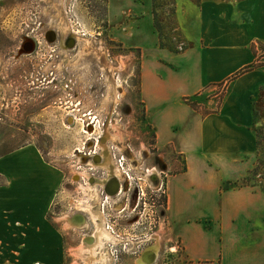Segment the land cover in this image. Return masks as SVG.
Wrapping results in <instances>:
<instances>
[{
    "label": "rangeland",
    "instance_id": "rangeland-1",
    "mask_svg": "<svg viewBox=\"0 0 264 264\" xmlns=\"http://www.w3.org/2000/svg\"><path fill=\"white\" fill-rule=\"evenodd\" d=\"M137 2L0 0V162L28 146L35 159L58 167L63 175L48 212L50 226L59 232L60 258L55 263L36 259L34 264L87 262L92 243L109 237L99 235L96 219L104 230L108 224L114 227L122 264H142L140 259L152 249L157 260L150 264L185 262L181 243L164 215L167 180L184 169L185 157L172 145L158 147L156 129L140 96L142 48L137 45V28L128 27L138 18L128 12ZM177 19L185 37L178 15ZM50 30L57 33L53 41L47 37ZM71 37L74 47L67 45ZM27 41L33 42L32 50H25ZM258 51L264 65L263 44L256 45ZM231 91V86L215 84L189 98L205 112L219 108ZM250 99L257 149L250 170L233 184L264 193V84ZM90 123L93 132L86 131ZM100 145V159L94 160ZM114 147L127 149L135 166L128 182L123 180V191L108 200L102 194L106 183L96 182L116 176L100 166L107 154L118 174ZM149 168L152 187L145 175ZM89 172L100 178L90 180ZM77 214L85 217L83 223H71ZM17 224L26 232L19 234L16 251L0 252V264H25L27 243L22 238L32 225L24 218Z\"/></svg>",
    "mask_w": 264,
    "mask_h": 264
},
{
    "label": "crops",
    "instance_id": "crops-1",
    "mask_svg": "<svg viewBox=\"0 0 264 264\" xmlns=\"http://www.w3.org/2000/svg\"><path fill=\"white\" fill-rule=\"evenodd\" d=\"M175 1L189 43L180 53L158 45L153 0L128 10L138 15L128 27L137 28L142 48L140 96L157 145H172L185 157L184 169L167 180L165 218L184 264H264V193L233 184L250 170L257 149L250 96L264 84L256 52L264 45V0ZM215 84L232 91L211 113L186 101ZM27 147L0 162V252L18 249L26 231L17 223L24 218L32 225L22 238L25 264L55 263L60 238L48 212L63 175Z\"/></svg>",
    "mask_w": 264,
    "mask_h": 264
},
{
    "label": "trees",
    "instance_id": "trees-1",
    "mask_svg": "<svg viewBox=\"0 0 264 264\" xmlns=\"http://www.w3.org/2000/svg\"><path fill=\"white\" fill-rule=\"evenodd\" d=\"M193 1H195L197 4L201 3V0ZM153 15L155 28L159 35V46L161 48L169 49L170 51L175 53H180L189 48V44L183 36L182 30L180 29L178 24L177 3L175 0H153ZM254 67L255 65L252 64L246 67L242 72ZM198 95L199 94H197L196 96ZM186 101L197 109L196 102L191 103L189 97L186 98ZM211 112L212 111H205L203 112V114L207 115ZM248 178L249 177L246 176L244 180H247ZM228 186L229 185H225V188H227ZM262 187V190L264 191V186ZM165 202L166 204L168 203V198Z\"/></svg>",
    "mask_w": 264,
    "mask_h": 264
},
{
    "label": "bare ground",
    "instance_id": "bare-ground-1",
    "mask_svg": "<svg viewBox=\"0 0 264 264\" xmlns=\"http://www.w3.org/2000/svg\"><path fill=\"white\" fill-rule=\"evenodd\" d=\"M32 42V41H31ZM89 130H93L92 127L89 128ZM104 147V146H103ZM107 153V152H106ZM97 165L99 164L96 163ZM100 166H105L108 170L110 174H115L116 176H110L109 178H107L106 180H98L96 182V184H103L105 185V183L109 182L111 179L113 178H117L118 180H120L119 178V174H121V170L119 169V167H116L118 174H116V171L113 172V164L111 162V158L109 157V155L107 154V156L104 158V160H101V164ZM93 184H91L92 186ZM94 186V185H93ZM106 186V185H105ZM110 196V194L108 195V197ZM84 207H86V205H83ZM85 217H83L81 220L79 219V217H74V218H70L71 223H77V224H81L83 223ZM97 220V226H98V230L101 231L100 232V236L103 237H107L109 235V237L107 238H97L96 242L92 243L91 248L87 249L86 251L89 252V256L88 257V261L85 262L84 264H108L107 260L109 258V252L108 249L106 248V244H108L109 241L113 240V241H120V239L108 228L106 227L105 230L102 227L101 223L99 222L100 219H96ZM98 232V231H97ZM96 232V233H97ZM94 236V234H93ZM93 242V241H92ZM157 254V253H156ZM155 251L152 250H148L143 257L140 259L143 263L142 264H150L151 260L153 261L155 258Z\"/></svg>",
    "mask_w": 264,
    "mask_h": 264
},
{
    "label": "built area",
    "instance_id": "built-area-1",
    "mask_svg": "<svg viewBox=\"0 0 264 264\" xmlns=\"http://www.w3.org/2000/svg\"><path fill=\"white\" fill-rule=\"evenodd\" d=\"M73 120V119H72ZM90 127H92V129L93 130H89V128ZM87 132H93V131H95V126L92 124V123H90V124H88L87 125V130H86ZM101 144V143H100ZM102 152V147H101V145H100V148H99V151L98 152H95V154L93 155V157H95V156H97L98 154H100ZM111 154H112V156L114 157V159L116 160V165L119 167V169L121 170V172H122V177L120 178V183H121V189H120V191H119V193L118 194H120L122 191H123V189H124V185H123V180H125V181H127L128 182V180H126V178L127 177H130V176H132V175H130V171H131V169H132V167H134L135 166V162L133 163V161L131 160V158H130V153H129V151H127V149L126 150H121V148H116L115 149V147H114V151H111ZM90 165V164H89ZM91 166V168H92V170L94 171H97L98 169H96V168H94L92 165H90ZM152 169V168H151ZM149 170H150V168L149 169H147V172L145 173V175H146V180L147 181H149V179H148V174H149ZM89 174H90V176H87L88 178H90V180H92V179H96V177H99V176H97V174H95L94 172H89ZM107 175V172H106V174H105V176ZM104 177V176H103ZM102 177V178H103ZM150 177H151V175H150ZM100 178V177H99ZM89 180V181H90ZM88 181V182H89ZM149 183H150V181H149ZM149 186L150 187H152V184L150 183L149 184ZM102 187V186H101ZM103 188V190H102V194L105 196V198L106 199H108L107 198V196L109 195L106 191H105V188L104 187H102ZM117 194V195H118ZM111 196V195H110ZM113 198H114V196H112ZM109 200V199H108ZM107 227L114 233L115 232V229H114V227L111 225V224H108L107 225ZM118 238H119V236H117ZM116 244H118L117 243V241H113V240H111V241H109L108 242V244H106V248L108 249V252H109V258H108V260H107V262H108V264H122L121 262H120V260H119V249L116 247Z\"/></svg>",
    "mask_w": 264,
    "mask_h": 264
},
{
    "label": "water",
    "instance_id": "water-1",
    "mask_svg": "<svg viewBox=\"0 0 264 264\" xmlns=\"http://www.w3.org/2000/svg\"><path fill=\"white\" fill-rule=\"evenodd\" d=\"M47 37L49 38V40L53 41L57 38V33L53 30H50L47 33ZM75 44H76V40L74 37H71L68 39V41H67L68 47H74ZM24 48H25V50H32L34 48L33 42H29V41L25 42ZM99 159H100V155H97L94 158V160H99ZM120 188H121L120 181L117 178H113L109 182L106 183L105 191L112 196H116L119 193ZM78 216H79L80 220L84 217L81 214ZM156 260L157 259L154 258V260L153 261L151 260V262L154 263Z\"/></svg>",
    "mask_w": 264,
    "mask_h": 264
},
{
    "label": "flooded vegetation",
    "instance_id": "flooded-vegetation-1",
    "mask_svg": "<svg viewBox=\"0 0 264 264\" xmlns=\"http://www.w3.org/2000/svg\"><path fill=\"white\" fill-rule=\"evenodd\" d=\"M120 189H121V188H120ZM78 215H80V214L75 215V217H76V216L79 217ZM88 240H90V238H88Z\"/></svg>",
    "mask_w": 264,
    "mask_h": 264
}]
</instances>
